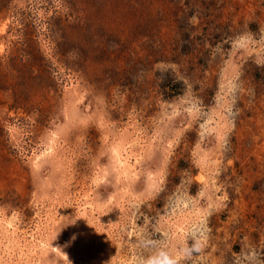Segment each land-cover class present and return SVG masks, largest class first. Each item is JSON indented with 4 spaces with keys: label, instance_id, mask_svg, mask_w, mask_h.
<instances>
[{
    "label": "rangeland",
    "instance_id": "1",
    "mask_svg": "<svg viewBox=\"0 0 264 264\" xmlns=\"http://www.w3.org/2000/svg\"><path fill=\"white\" fill-rule=\"evenodd\" d=\"M0 264H264V0H0Z\"/></svg>",
    "mask_w": 264,
    "mask_h": 264
},
{
    "label": "bare ground",
    "instance_id": "2",
    "mask_svg": "<svg viewBox=\"0 0 264 264\" xmlns=\"http://www.w3.org/2000/svg\"><path fill=\"white\" fill-rule=\"evenodd\" d=\"M217 123V122H216ZM115 159V158H114ZM117 160V159H116ZM120 160V159H119ZM138 163V162H137ZM125 181V180H124ZM96 221V220H95ZM185 227V226H184ZM59 252V251H58Z\"/></svg>",
    "mask_w": 264,
    "mask_h": 264
}]
</instances>
